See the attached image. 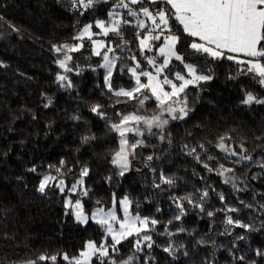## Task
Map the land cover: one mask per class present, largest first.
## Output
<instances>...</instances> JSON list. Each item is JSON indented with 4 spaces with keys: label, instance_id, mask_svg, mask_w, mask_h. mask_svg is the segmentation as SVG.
<instances>
[{
    "label": "trees",
    "instance_id": "16d2710c",
    "mask_svg": "<svg viewBox=\"0 0 264 264\" xmlns=\"http://www.w3.org/2000/svg\"><path fill=\"white\" fill-rule=\"evenodd\" d=\"M112 3H99L80 15L72 10L70 0H0V264H26L39 255L77 256L87 241L99 244L103 239L96 223L80 224L65 214L66 194L55 187L45 194L37 190L44 175H57L55 167L61 160L65 175L58 178L68 185L79 178L82 168L89 170L83 178L89 190L83 197L87 212L111 206L115 194L116 200L128 196L133 212L158 221L150 225L152 248L137 252L135 238L130 237L118 245V252L110 253L116 264H124L129 257H135L132 264H264V168L260 167L264 163V104L242 103L246 93L264 100V85L234 61L194 53L188 47L192 38L173 19V32L180 36L176 51L212 79L189 87V114L172 126L167 142L136 149L143 171L118 175L111 159L119 148V137L109 128L118 121L117 113L134 111L132 100L109 92L100 67L102 57L94 54L91 42L86 40L80 51L69 53L72 71L67 73L56 63L63 53L53 48L79 43L73 37L84 25L107 20ZM137 32L144 34L130 24L122 27L123 40L111 34L100 36L121 57L111 76L113 90L135 84L128 72L135 65L130 57L135 56L144 70H152L144 56L157 52L145 50L141 55ZM172 64V72L183 71L179 62ZM57 74L67 75L72 86L61 87ZM95 106L104 117L92 111ZM155 108L152 103L148 111ZM221 137L252 161L237 164V157L226 158L217 147ZM192 148L196 152L189 154ZM196 155L213 169L220 164L234 168L227 175L235 178L241 190L223 183L224 177L205 169ZM209 155L213 159H207ZM148 156L153 159L147 160ZM33 167L36 172L29 171ZM161 174L174 183L163 184ZM204 191L208 196L201 200ZM177 203L183 204L179 220L175 218L181 214ZM201 203L203 211L196 206ZM227 208L238 211H224ZM229 215L251 225V230L226 224ZM169 246L172 254L164 250ZM57 264L67 262L58 256ZM93 264L100 261L95 258ZM104 264H110L107 258Z\"/></svg>",
    "mask_w": 264,
    "mask_h": 264
},
{
    "label": "snow or ice",
    "instance_id": "6c2138e0",
    "mask_svg": "<svg viewBox=\"0 0 264 264\" xmlns=\"http://www.w3.org/2000/svg\"><path fill=\"white\" fill-rule=\"evenodd\" d=\"M108 2L109 0H70L72 10L80 15H84L85 12L93 9L99 3ZM147 4L153 7L146 6L145 0H113L112 7L107 12V20L97 19L94 23L86 24L73 37L74 40L80 43H65L53 46L57 54L63 53V58L58 59L56 63L59 68L67 73L72 71L68 67V62L73 59L69 53L80 51L83 47L82 42L87 38L94 45V54L102 57L103 63L100 67L105 69L104 79L109 92H112L117 98L124 97L126 100L135 99L137 101L139 105L137 110L128 114L117 113L118 121L111 124L109 128L119 137V148L114 153L111 163L116 166L118 175L121 176L129 170V156L133 155L135 150L144 144L143 139H134V142L130 143L129 134L133 138L143 137L145 132L151 135L154 134L152 133L153 128L162 130L169 123V119L183 120L190 111L187 99L189 87H199L200 82H207L212 79V75L203 74L195 65L187 63L184 57L176 51L180 36L173 32L171 26L173 19L182 27L184 34L194 38L188 45L194 53H199L205 58H212L213 60L226 59L234 61L237 65L244 66L242 69L244 73H252L253 77L259 78V83L264 85V0H147ZM157 5L160 6L157 7ZM128 17L133 19L130 20ZM130 24H134L137 29L142 30L144 33L143 36L140 32L136 33L141 55H144L145 50L149 52L155 50L157 55L144 56L152 70H144L135 56L130 57L135 61V65L129 67L128 72L134 79L135 86L130 90L123 88L113 90L110 82L111 76L113 69L116 67V62L121 57L119 55L110 57L109 53H115L116 49L110 43L93 39V37H108L111 34L123 40L122 27ZM93 27L99 29V31L94 32ZM117 47L122 48L123 45H117ZM241 55L247 59H241ZM173 60L182 65L183 71H171L170 65L175 67L172 64ZM169 72L171 78H169ZM142 77L146 78V81H142ZM56 79L63 88L72 86L67 75L57 74ZM149 99H154L157 108V113L151 116L143 114L145 101ZM253 102L264 104V100L257 99L251 93H246L242 103L250 105ZM48 103L50 104L51 100ZM92 111L104 117V113L100 111L99 106L93 107ZM165 113L168 115V119L163 118ZM87 139L85 138V140ZM160 139L163 140L164 137L161 135ZM199 147L202 150L204 148L203 145ZM217 147L225 153L226 158L237 157L234 163L251 162L253 159L251 156L242 155L225 144L223 137H221ZM241 148L243 149L242 145ZM195 152V148L189 150V154ZM194 158L200 161L199 155ZM152 159V156L147 157L149 161ZM207 159H213V157L209 155ZM200 162L209 172L216 171L218 175L224 177L223 183L231 184L238 191L241 190L237 188L235 178L227 175L233 173L234 168L220 164L218 169H213L207 163ZM64 164L65 162L61 160L59 167L49 165V168L55 167L57 175H44L37 190L41 194H45L46 189L55 187L59 193L65 194L67 189L68 195H66L64 202L65 214H71L77 223L85 225L91 219L102 229L103 239L99 245L95 241H87L77 256L70 257L67 253L51 256L39 255L36 259L26 261V264H41V262L47 261H50L51 264H57L58 256L67 264H93V258L100 261V264H104V258H107L110 264H116L109 249H111V253L118 252L119 248L117 246L129 237L135 238L134 247L137 252L143 250L145 243L147 248H152V237L148 232L151 230L150 225L155 226L158 223L157 220L133 214L131 210L132 201L128 196H124L117 202L115 194H113L111 208L105 211L103 207H98L89 216L84 212L81 199L73 200L71 198L72 194L80 197L88 195L89 190L84 187L83 178L88 175L89 170L86 167L82 168L79 178L69 186L66 184L65 179L58 178L65 175L63 172ZM260 167L264 168V163H261ZM29 171L36 172V168L33 167ZM69 171L71 170L69 169ZM161 182L168 185L174 183L172 179L164 177L163 174H161ZM155 187H160V185L157 184ZM207 196L208 192L204 191L201 200ZM175 199L179 200L180 198ZM184 199H188V202L192 203L190 198L185 197ZM220 200H224L222 194ZM97 203L99 204V201ZM117 203H119L122 216L117 214ZM196 206L203 211L202 203ZM248 207H251V205H248ZM177 208L181 209V214L175 217L179 220L184 214L183 204L177 203ZM224 211L236 212L238 209L227 208ZM207 214L209 216L214 215L213 212ZM226 224H235L241 228L251 230V225L242 224L230 215L226 216ZM225 231L227 232V229ZM243 238L240 237V239ZM109 239L111 240L110 244ZM164 250L170 254L173 253L171 246ZM257 254L261 255L262 253L258 251ZM134 258L129 257L124 264H132ZM240 259H243V257H240Z\"/></svg>",
    "mask_w": 264,
    "mask_h": 264
},
{
    "label": "rangeland",
    "instance_id": "374dc122",
    "mask_svg": "<svg viewBox=\"0 0 264 264\" xmlns=\"http://www.w3.org/2000/svg\"><path fill=\"white\" fill-rule=\"evenodd\" d=\"M92 30H93L94 32H98V31H99V29L96 30L95 27H93ZM93 39L104 40L106 43H108L106 39L101 38L100 36H94ZM86 40H87V38L84 39V41H86ZM84 41H83V42H84ZM87 41H89V40H87ZM83 42H82V43H83ZM89 42H90V41H89ZM79 43H80V42H79ZM111 46L114 47L113 44H111ZM114 48H115V47H114ZM93 49H94V45H93ZM101 51H103V50H101ZM112 55H116V51H115V53H109V56H110V57H111ZM103 69H104V68H103ZM114 69H115V68H114ZM114 69H113V72H114ZM104 70H105V69H104ZM112 74H113V73H112ZM134 86H135V84H134L132 87L127 88V89H125V90H130V89H132ZM152 103H156V102L154 101V99H149V100H146V101H145L143 114L148 115V116H151V115L157 113V108H155L153 111H148V106H149L150 104H152ZM131 106H132V108H133L134 110H137V109L139 108V105L137 104V101H136L135 99L132 100V102H131ZM163 118L168 119V115L165 113ZM177 121H179V120H171V119H169V123H168L167 125H165L164 128H163L162 130L157 129V128H153V129H152V133H154V134H151V135L148 134V132H145V135H144L143 137H135V138H133V137L131 136V134H129V141H130V143H131V142H134V139H143V140H144V144L142 145V147H150L152 144H155V143H164V142H167V141L169 140V138H168L169 132H170L172 126H173ZM141 127H143V126H141ZM161 135L164 137L163 140L160 139V136H161ZM135 151H136V150H135ZM129 161H130V167H129V170H128L127 172H125L126 174H128V173H133V172L141 173V172L143 171V166H142V164L136 159V157H135V153H134L133 155H130V156H129ZM65 181H66V180H65ZM54 183H55V182H54ZM66 184H67V182H66ZM69 186H70V185H69ZM65 194L68 195V193H67V189H66ZM83 197H84V196H83ZM83 197H80V196L78 197V195H76V194H72V196H71V198H72L73 200L81 199V201H82V203H83L84 212H85L86 214H88L89 216H91V214H92V213H93L98 207H100V206L95 207L91 212H87V211L85 210V205H84ZM120 200H121V199H120ZM120 200H116V201L119 202ZM112 205H113V204H112ZM112 205L109 206V207H103V208L105 209V211H107L109 208L112 207ZM131 210H132V207H131ZM116 211H117V214H118V215H121V216H122V212H121V210H120L119 203H117V205H116ZM132 212H133V211H132ZM133 214H137V213L133 212ZM140 216H141V215H140ZM141 217H143V216H141ZM89 222H94V221H92V220L90 219ZM89 222H88V223H89ZM94 223H95V222H94ZM149 232H150V231H149ZM149 232H148V234L151 235V237H152V242H153V236H152V234H150ZM129 238H130V237H129ZM109 240H110V239H109ZM123 241H124V240H123ZM99 244H100V243H99ZM99 244H97V245H99ZM109 244H110V243H109ZM152 246H153V243H152ZM117 247H118V246H117ZM148 249H149V248L146 247V243H145V245L143 246V250H142V251H139V252H143V251L148 250ZM109 251H110V253H111V249H109ZM94 259H95V258H93V260H94Z\"/></svg>",
    "mask_w": 264,
    "mask_h": 264
},
{
    "label": "crops",
    "instance_id": "0c3cea01",
    "mask_svg": "<svg viewBox=\"0 0 264 264\" xmlns=\"http://www.w3.org/2000/svg\"><path fill=\"white\" fill-rule=\"evenodd\" d=\"M192 39H194V38H192ZM232 55H236V54H232ZM241 57H243V56L241 55L240 58H241Z\"/></svg>",
    "mask_w": 264,
    "mask_h": 264
}]
</instances>
